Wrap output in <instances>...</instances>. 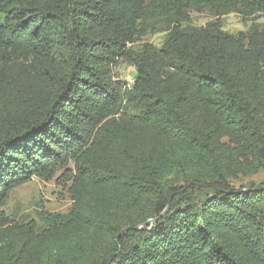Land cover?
<instances>
[{
    "label": "trees",
    "instance_id": "1",
    "mask_svg": "<svg viewBox=\"0 0 264 264\" xmlns=\"http://www.w3.org/2000/svg\"><path fill=\"white\" fill-rule=\"evenodd\" d=\"M229 14L264 0H0V264H264V22ZM32 178L69 212L9 218Z\"/></svg>",
    "mask_w": 264,
    "mask_h": 264
},
{
    "label": "rangeland",
    "instance_id": "2",
    "mask_svg": "<svg viewBox=\"0 0 264 264\" xmlns=\"http://www.w3.org/2000/svg\"><path fill=\"white\" fill-rule=\"evenodd\" d=\"M211 20L213 19L208 14L193 13L190 16V25L201 27ZM263 22L264 18L261 16L243 21L236 14H229L220 19L223 31L230 34L246 31L251 25H259ZM164 40L165 33H149L137 42L133 48L138 50L145 43L159 48ZM113 76L123 84L131 85L134 69L129 64L119 61L113 67ZM71 203L67 189L64 186L57 185L54 180L44 181L32 178L30 182L10 193L4 210L7 216L13 220L31 219L41 227L42 223L38 214H66L70 210Z\"/></svg>",
    "mask_w": 264,
    "mask_h": 264
},
{
    "label": "water",
    "instance_id": "3",
    "mask_svg": "<svg viewBox=\"0 0 264 264\" xmlns=\"http://www.w3.org/2000/svg\"><path fill=\"white\" fill-rule=\"evenodd\" d=\"M152 222H153V220H150V221L147 222V224H150V223H152Z\"/></svg>",
    "mask_w": 264,
    "mask_h": 264
}]
</instances>
